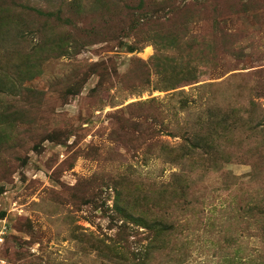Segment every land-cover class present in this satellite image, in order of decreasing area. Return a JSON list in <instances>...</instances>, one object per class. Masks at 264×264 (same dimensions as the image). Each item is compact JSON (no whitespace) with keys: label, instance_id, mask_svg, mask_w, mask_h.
Segmentation results:
<instances>
[{"label":"rangeland","instance_id":"374dc122","mask_svg":"<svg viewBox=\"0 0 264 264\" xmlns=\"http://www.w3.org/2000/svg\"><path fill=\"white\" fill-rule=\"evenodd\" d=\"M0 264H264V0H0Z\"/></svg>","mask_w":264,"mask_h":264},{"label":"built area","instance_id":"2783aa9c","mask_svg":"<svg viewBox=\"0 0 264 264\" xmlns=\"http://www.w3.org/2000/svg\"><path fill=\"white\" fill-rule=\"evenodd\" d=\"M2 233H0V244L3 242V238L1 237Z\"/></svg>","mask_w":264,"mask_h":264}]
</instances>
